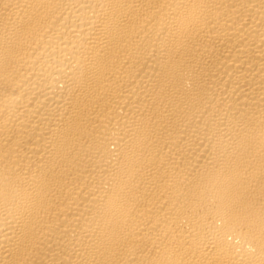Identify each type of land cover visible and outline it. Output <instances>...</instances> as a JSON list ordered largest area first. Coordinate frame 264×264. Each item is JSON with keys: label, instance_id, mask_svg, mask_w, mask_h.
<instances>
[{"label": "bare ground", "instance_id": "obj_1", "mask_svg": "<svg viewBox=\"0 0 264 264\" xmlns=\"http://www.w3.org/2000/svg\"><path fill=\"white\" fill-rule=\"evenodd\" d=\"M0 264H264V0H0Z\"/></svg>", "mask_w": 264, "mask_h": 264}]
</instances>
